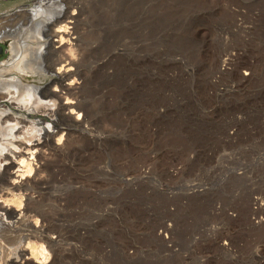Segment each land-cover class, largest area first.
I'll return each mask as SVG.
<instances>
[{
    "label": "rangeland",
    "instance_id": "1",
    "mask_svg": "<svg viewBox=\"0 0 264 264\" xmlns=\"http://www.w3.org/2000/svg\"><path fill=\"white\" fill-rule=\"evenodd\" d=\"M81 2L92 130L32 115L72 130L30 191L26 257L1 237L0 264H264V0Z\"/></svg>",
    "mask_w": 264,
    "mask_h": 264
},
{
    "label": "bare ground",
    "instance_id": "2",
    "mask_svg": "<svg viewBox=\"0 0 264 264\" xmlns=\"http://www.w3.org/2000/svg\"><path fill=\"white\" fill-rule=\"evenodd\" d=\"M81 1L35 0L32 5L0 14V42H8L10 53L9 59L0 64V238L14 242L21 258L29 246L18 239L30 231L33 216L28 213L36 209L30 203V191L47 189L43 186L42 160L47 150H60L62 140L68 139L72 130L57 119L69 118L83 131L90 130L84 127L88 107L79 97L87 76H82L78 59L69 53L80 46ZM230 59L229 54L220 56L216 69L224 70ZM38 81L43 84H36ZM158 112L157 117L161 115ZM35 113L57 119H53V125L44 124V117L31 118ZM33 123L39 126V133L27 137L25 128ZM17 197L21 200L17 199L20 203L15 206ZM33 224L34 231L44 232L39 223L41 227Z\"/></svg>",
    "mask_w": 264,
    "mask_h": 264
}]
</instances>
